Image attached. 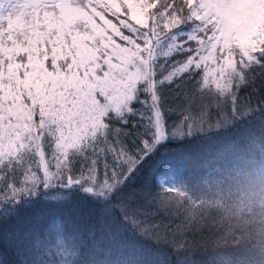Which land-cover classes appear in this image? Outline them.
Wrapping results in <instances>:
<instances>
[{
    "label": "snow or ice",
    "instance_id": "snow-or-ice-1",
    "mask_svg": "<svg viewBox=\"0 0 264 264\" xmlns=\"http://www.w3.org/2000/svg\"><path fill=\"white\" fill-rule=\"evenodd\" d=\"M226 123L264 134V0H0V246L41 256L21 264H202L213 225L146 169ZM122 234L168 255L104 257Z\"/></svg>",
    "mask_w": 264,
    "mask_h": 264
},
{
    "label": "clouds",
    "instance_id": "clouds-1",
    "mask_svg": "<svg viewBox=\"0 0 264 264\" xmlns=\"http://www.w3.org/2000/svg\"><path fill=\"white\" fill-rule=\"evenodd\" d=\"M191 167L175 189L213 227L196 237L202 264H264V134L191 126Z\"/></svg>",
    "mask_w": 264,
    "mask_h": 264
},
{
    "label": "trees",
    "instance_id": "trees-1",
    "mask_svg": "<svg viewBox=\"0 0 264 264\" xmlns=\"http://www.w3.org/2000/svg\"><path fill=\"white\" fill-rule=\"evenodd\" d=\"M195 142L185 141L184 143L169 142L161 147L158 153L149 161L146 173H152L154 182L155 177L168 174L172 176L176 182L185 176L191 167V156L195 152ZM37 209L35 211H40ZM24 215H33V210H28ZM106 242H102L98 237L96 244L103 252V256L112 260L126 259L132 256L134 250L142 249L136 253V258L143 260H157L160 255L167 256L166 250H156L143 245L139 241H135L130 235L122 234L116 238L115 243L111 246V251L105 247ZM40 253L34 252L31 255L24 256L19 254L14 247L7 245L0 246V264H21L22 260L28 259L30 262L39 260Z\"/></svg>",
    "mask_w": 264,
    "mask_h": 264
},
{
    "label": "rangeland",
    "instance_id": "rangeland-1",
    "mask_svg": "<svg viewBox=\"0 0 264 264\" xmlns=\"http://www.w3.org/2000/svg\"><path fill=\"white\" fill-rule=\"evenodd\" d=\"M166 176H169L168 174H165ZM170 177H172V176H170ZM173 178V177H172ZM174 179V178H173ZM175 180V179H174ZM169 186H171V184H169Z\"/></svg>",
    "mask_w": 264,
    "mask_h": 264
}]
</instances>
